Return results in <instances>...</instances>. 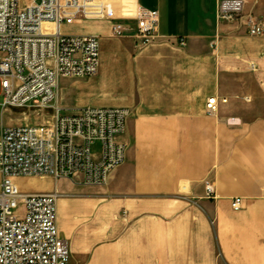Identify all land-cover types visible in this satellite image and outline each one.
<instances>
[{
    "label": "crops",
    "instance_id": "crops-1",
    "mask_svg": "<svg viewBox=\"0 0 264 264\" xmlns=\"http://www.w3.org/2000/svg\"><path fill=\"white\" fill-rule=\"evenodd\" d=\"M97 1L118 19L136 7L157 12L158 24L142 47L133 20L119 21L127 31L118 38L110 22L87 21L83 35L103 41L99 69L72 79L61 102L131 116L126 158L105 186L32 178L54 188L29 194H59L69 264H264V34L218 23L216 0ZM243 15L264 25V0H245Z\"/></svg>",
    "mask_w": 264,
    "mask_h": 264
},
{
    "label": "built area",
    "instance_id": "built-area-1",
    "mask_svg": "<svg viewBox=\"0 0 264 264\" xmlns=\"http://www.w3.org/2000/svg\"><path fill=\"white\" fill-rule=\"evenodd\" d=\"M20 1L0 0V109L37 113L44 119L40 125L0 131V264H69V243L56 226L59 194L21 192L15 179L48 177L105 186L126 158L121 138L131 112L59 105L61 79L93 77L100 65L98 38L65 35L62 26L110 22V35L118 38L127 31L119 21L133 20L143 47L155 39L158 14L136 7L133 16L118 19L109 5L97 0ZM244 1L216 0L217 22H239L250 37L263 36V23L243 15ZM206 110L217 115L215 98L208 99ZM96 144L99 152L93 154ZM205 192L207 199L214 198L212 184L205 183ZM231 207L239 211L241 199H234Z\"/></svg>",
    "mask_w": 264,
    "mask_h": 264
},
{
    "label": "rangeland",
    "instance_id": "rangeland-1",
    "mask_svg": "<svg viewBox=\"0 0 264 264\" xmlns=\"http://www.w3.org/2000/svg\"><path fill=\"white\" fill-rule=\"evenodd\" d=\"M130 1V0H129ZM21 4H29V3H34V4H39L40 0H21L20 1ZM124 5H127V3L125 4V2H123ZM113 7H115L113 5ZM114 9V8H113ZM91 25V22H83L80 24H74L71 26H62L61 31L63 32V34H67V35H83L86 33V31L88 30V26ZM99 41V45H100V57H102L101 54V48L103 46V41L102 38L98 39ZM105 68V67H104ZM109 69H107L108 71ZM109 73V71H108ZM76 80H79L81 78H74ZM72 79H61L59 81V105L62 108H66L64 106V104L61 102V98L60 96L62 95V91H63V87H65ZM2 102V96H1V90H0V104ZM24 112L22 111H17V110H7L3 113H1V109H0V125H3L5 127H17V126H21V125H25L27 123L33 125V124H37L40 125L43 121V116H41L40 114H32V113H28L26 112L23 115ZM92 153H98L99 152V145H93L92 148ZM45 179H50L48 177H44ZM42 179V178H41ZM51 180V179H50ZM15 183L18 186L19 190L21 192L24 193H30V192H42V191H47L48 189H52L54 188V185L51 184L49 181H33L32 177H23V178H17L15 179ZM50 193V192H49Z\"/></svg>",
    "mask_w": 264,
    "mask_h": 264
}]
</instances>
